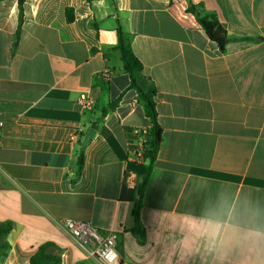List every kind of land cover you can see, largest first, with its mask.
Returning <instances> with one entry per match:
<instances>
[{
  "label": "crops",
  "instance_id": "1",
  "mask_svg": "<svg viewBox=\"0 0 264 264\" xmlns=\"http://www.w3.org/2000/svg\"><path fill=\"white\" fill-rule=\"evenodd\" d=\"M189 2L216 13L224 52ZM19 16L0 0V222L13 223L0 264H30L45 243L62 264H102L64 220L117 232L121 264H264V0H26ZM118 28L162 128L143 237L132 211L151 123Z\"/></svg>",
  "mask_w": 264,
  "mask_h": 264
},
{
  "label": "trees",
  "instance_id": "2",
  "mask_svg": "<svg viewBox=\"0 0 264 264\" xmlns=\"http://www.w3.org/2000/svg\"><path fill=\"white\" fill-rule=\"evenodd\" d=\"M26 0H18V7L20 10L19 21L22 22L23 5ZM187 11L194 14L202 28L205 30L209 39L214 42L221 52L225 51L226 44L228 42L227 31L220 23L216 13L210 12L205 9L202 4H193L189 2ZM68 22L74 21L73 10L68 8L66 10ZM118 46L117 49L121 53V61L123 69L131 74L130 87L135 89L138 93V98L143 104L146 116L149 118L151 126L145 134V141L143 143V159L146 163V171L142 176L140 183L137 185V192L139 199L136 201L133 207V218L135 226L132 232L135 235L143 237L142 225L140 221V211L142 209V199L147 187V184L152 175L157 153L162 142V128L158 122V113L156 109V90L150 89L144 91L137 83L134 73L143 69L142 62L135 55L128 38L125 36L121 28H118ZM117 106V101L110 104L108 108L103 111V114H107L108 111L113 110ZM13 223L11 221L0 222V262L7 256L8 251L11 248L10 243L7 240L8 235L12 231ZM54 247L52 243H45L41 245L35 254L30 258V264H62V258L60 255L51 251Z\"/></svg>",
  "mask_w": 264,
  "mask_h": 264
},
{
  "label": "built area",
  "instance_id": "3",
  "mask_svg": "<svg viewBox=\"0 0 264 264\" xmlns=\"http://www.w3.org/2000/svg\"><path fill=\"white\" fill-rule=\"evenodd\" d=\"M106 74H109V72L106 71ZM94 103L90 96L84 93L81 94L79 104L85 109H93ZM143 153L144 150L141 149L137 159L144 162ZM61 225L88 258L96 259L102 264H121V259L116 249L117 232L111 231L109 234L103 235L89 223L75 220L61 221Z\"/></svg>",
  "mask_w": 264,
  "mask_h": 264
},
{
  "label": "water",
  "instance_id": "4",
  "mask_svg": "<svg viewBox=\"0 0 264 264\" xmlns=\"http://www.w3.org/2000/svg\"><path fill=\"white\" fill-rule=\"evenodd\" d=\"M96 131L95 130H89L88 134L83 142V147H85L89 141L92 139V137L95 135Z\"/></svg>",
  "mask_w": 264,
  "mask_h": 264
}]
</instances>
